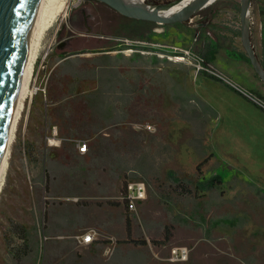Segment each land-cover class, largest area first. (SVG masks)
I'll list each match as a JSON object with an SVG mask.
<instances>
[{
	"label": "rangeland",
	"instance_id": "obj_1",
	"mask_svg": "<svg viewBox=\"0 0 264 264\" xmlns=\"http://www.w3.org/2000/svg\"><path fill=\"white\" fill-rule=\"evenodd\" d=\"M164 1L168 0H151V3ZM75 2L43 0L40 13L50 7L52 16L38 40L28 90L9 143L0 185V264H79L73 255H67L65 248L70 246L71 252H75L72 248L77 244L71 236L87 228L76 227L85 216L82 211L86 209H81L80 205L97 200L73 198L70 203L64 195L92 194L98 189L93 183L98 174L110 179L108 165L91 164L88 174L86 170L78 169L76 173L62 166L61 176L49 177L47 188L46 178L42 180L40 176L44 166L29 165L18 142L20 122L28 99L32 97L29 95L42 87L43 73L58 51L56 39L62 37L66 27L70 28L66 18ZM238 8V0H212L200 10L198 20L169 24L130 21L129 41L140 46L119 45L116 54L105 57L104 64L100 63L114 66L119 74L128 78L127 85L119 84L114 95L103 96L107 99L105 102L114 105L116 114L111 118L112 122L108 118V125H112L108 129L115 131L112 175L116 178V186L114 196L103 200L110 204V214L116 216L115 224L110 228L114 242L113 250L110 248V264H141L142 258L152 254L150 250L156 260L151 264H264V193L258 190L257 184L217 159L212 152L221 149L216 143V131L210 135L214 128L213 113L189 94L188 75L195 74L183 53L197 54L211 63L202 51L204 44H209L214 52L212 56L218 55L225 68L211 64L264 100V86L249 65L238 38ZM99 9L105 20L100 29L97 26L94 35H100L102 30L108 37L110 14L103 7ZM248 15L250 42L258 58L256 47L260 26L264 33V0H250ZM197 23L203 25L196 26ZM105 36L100 39L77 36L71 49L113 43L104 39ZM144 122L151 126L149 131L137 128ZM105 158L92 156L90 162H101ZM210 176L220 180L210 190H197L190 180ZM136 179L145 183V198L136 206V217H133L127 216L115 196L124 181ZM40 187L44 192L48 189L57 194L58 198L44 200L47 207L34 204L29 214H23L20 207L26 205L27 192ZM44 213L51 230L60 235L58 238H41L45 235L42 230ZM18 217L33 224L38 238L34 252L17 256L15 253L20 246L25 244L31 249L33 241L27 237L31 228L26 230L25 238L15 229L14 222ZM9 219L13 220L11 224ZM124 222L127 233L123 229ZM8 223L12 227V237L4 234ZM141 240L147 241L149 247H142ZM179 246L188 248L187 259L168 261L170 249ZM61 248L60 254L54 253Z\"/></svg>",
	"mask_w": 264,
	"mask_h": 264
},
{
	"label": "crops",
	"instance_id": "obj_2",
	"mask_svg": "<svg viewBox=\"0 0 264 264\" xmlns=\"http://www.w3.org/2000/svg\"><path fill=\"white\" fill-rule=\"evenodd\" d=\"M68 16L70 15H67L66 20L69 24ZM200 18L197 13L195 20ZM107 21L110 24V33L107 32L110 36L103 35L105 33L102 34V30L100 33L106 37L104 39H110L113 42L110 45L105 43V45L95 48L84 46L82 49H71L72 43L78 40L76 39L77 36L66 41L70 30L73 29L66 27L62 31V37L56 39L55 42L57 54L43 73L45 78L42 87L29 95L32 97L28 99L19 129L18 142L21 153L29 165L41 164L44 166L40 176L42 180L46 178L47 188L48 178H53L56 175L61 176L62 166L76 173L78 169L86 170L87 174L91 164L98 167L101 165L110 167V179L98 174L94 180L96 183L93 181L95 189L96 187L98 189L92 194L64 195L65 198H69L70 203L73 202V198H83L84 200L91 197L97 200L95 203L80 205L81 209H86L82 211L85 216L82 223L76 226L94 228L96 236L89 243L79 244L72 248L76 249L75 252H73L74 250L71 252L70 246L65 248L67 255H73L79 264H110V244L106 237L110 236V228H113L116 220V216L110 214V204L103 201L114 196L116 186V178L114 179L112 175L115 169V131L108 129V126H112L108 125V118L112 122L116 114L114 105L105 102L107 99H104L103 96L114 95L116 91L118 92L117 86L119 84L120 86L127 85L128 78L126 79L124 74H119L114 66L100 65V63L104 64L107 58L116 54L118 39L131 38V26L129 33L124 35L118 30V26L126 25L127 21H123L115 14H110V19ZM130 21L138 24L148 22L133 19ZM199 25L203 24H196V26ZM139 31H141L140 28ZM101 34L99 35L100 38L103 37ZM251 47L253 49L252 45ZM257 47L258 58L255 56L261 67L264 68V33L261 26L258 32ZM202 51L217 68H225L218 55L212 56L214 52L209 44H204ZM93 59L98 60V62L93 61ZM102 59L103 61H99ZM187 81L189 94L202 102L213 113L214 128L211 129L210 135L216 131V143L221 149L217 152L213 149L212 152L217 156V159L257 184L260 188L258 190L264 193V112L206 74H189ZM75 140L84 142L83 152L76 151ZM92 156H98L100 159L106 158L104 161L91 163L90 158ZM228 158L235 160V162L232 161V163ZM74 162H78V164ZM45 173L46 176L43 175ZM190 180L192 183L200 181L193 178ZM26 197V205L20 207L23 214H29V211L34 208V204H38L42 208L45 205L44 200L58 198L57 194L48 192V189L44 192L41 187L28 191ZM143 200L138 202L137 206L141 205ZM9 222L11 224L13 220ZM119 222L122 226L121 218H119ZM30 223L24 217H18L14 222L15 229L24 238L26 230L31 228V233H27V237L33 239L32 248L29 249L25 244L20 246L15 253L17 256L21 253L34 252L38 235L37 230ZM42 223L44 225L42 230L45 235H42L41 238L45 236L58 238L60 236L56 231L51 230V225L46 221L45 213ZM11 228L8 223L4 231L7 237H12ZM123 229L127 233L125 222ZM140 245L149 247L145 240H141ZM117 246L118 244L115 249ZM113 248L114 246L111 249L113 250ZM150 251L154 254L152 250ZM56 252L60 254L62 248L54 251V253ZM152 254H149L148 258H142L140 263L151 264L156 262Z\"/></svg>",
	"mask_w": 264,
	"mask_h": 264
},
{
	"label": "water",
	"instance_id": "obj_3",
	"mask_svg": "<svg viewBox=\"0 0 264 264\" xmlns=\"http://www.w3.org/2000/svg\"><path fill=\"white\" fill-rule=\"evenodd\" d=\"M127 18L154 24L195 20L197 13L212 0H168L145 3L142 0H95ZM239 41L258 80L264 86V70L249 38L250 0H238ZM37 0H0V152L16 92L29 24ZM184 2V3H183ZM178 8H173L178 5Z\"/></svg>",
	"mask_w": 264,
	"mask_h": 264
},
{
	"label": "built area",
	"instance_id": "obj_4",
	"mask_svg": "<svg viewBox=\"0 0 264 264\" xmlns=\"http://www.w3.org/2000/svg\"><path fill=\"white\" fill-rule=\"evenodd\" d=\"M184 56L187 58V63L190 65L194 74H206L210 78L220 82L224 86L228 87L240 97L257 107L259 110L264 112V100L258 96L252 94L251 92L245 90L243 87L239 86L233 80H231L222 71L217 69L211 63L207 62L204 58L197 54H189L187 51H183ZM34 91V89H33ZM138 129L149 131L151 126L144 122L139 124ZM74 145L77 152H83L85 144L83 141L75 140ZM145 196V183L143 180H126L120 187L117 195L115 196V201L122 205L126 211L127 216L136 217L135 208L137 203L144 199ZM96 236V231L94 228L88 227L71 236L75 244H87ZM109 241L110 248L114 245L111 237H106ZM170 256L167 258L168 261H185L188 255V248L186 246L173 247L169 251Z\"/></svg>",
	"mask_w": 264,
	"mask_h": 264
},
{
	"label": "bare ground",
	"instance_id": "obj_5",
	"mask_svg": "<svg viewBox=\"0 0 264 264\" xmlns=\"http://www.w3.org/2000/svg\"><path fill=\"white\" fill-rule=\"evenodd\" d=\"M42 4H43V0H37L35 7H34V11L30 19L29 31H28V36L26 39L23 60H22V64H21V68L19 72L18 81H17L16 92L13 98L11 112L9 115L8 124L6 128L5 136H4V141H3L2 149L0 152V185H1V179H2V175H3L5 163H6L7 154H8L9 143L11 141L13 132L15 130V125L19 117V112L22 107V101L26 95V91L28 90V80L31 75V68H32V64L35 58V52H36V47L38 45V40L43 30L49 25L50 17L52 16L50 15L51 14L50 7H48L50 9L47 8L46 10L43 11V13H40ZM49 4L48 6L51 5ZM179 5L180 4L176 5L173 8H178ZM60 6L61 4L58 6V8H60ZM173 58L177 60H181V58L179 57L178 58L173 57Z\"/></svg>",
	"mask_w": 264,
	"mask_h": 264
},
{
	"label": "flooded vegetation",
	"instance_id": "obj_6",
	"mask_svg": "<svg viewBox=\"0 0 264 264\" xmlns=\"http://www.w3.org/2000/svg\"><path fill=\"white\" fill-rule=\"evenodd\" d=\"M144 1V0H143ZM99 7H103L106 10H108L109 14H115L119 18H122L123 21H127L126 25H120L118 26V30L120 32H123L124 35H127L130 31V20L131 18H127L125 16L120 15L113 9L109 8L105 4L95 1V0H76L75 4L73 5V8L69 10L70 16H68V21L70 24V27H72L73 30H70V34L66 37V41L71 40L75 38V36H90L95 38H100L99 35H94V32L98 28L100 29L102 25V12L100 11ZM198 17H201V12H198ZM135 20V19H133ZM130 39H118L117 46L124 45V46H131L137 44H131ZM120 42V43H119ZM140 46V45H139ZM138 46V47H139ZM129 48V47H125ZM119 51V50H118Z\"/></svg>",
	"mask_w": 264,
	"mask_h": 264
},
{
	"label": "trees",
	"instance_id": "obj_7",
	"mask_svg": "<svg viewBox=\"0 0 264 264\" xmlns=\"http://www.w3.org/2000/svg\"><path fill=\"white\" fill-rule=\"evenodd\" d=\"M144 2L146 3H151V0H144ZM204 57H206V55L204 54ZM264 69V68H263ZM199 163L196 164V168H198ZM218 178L216 176H210L209 178L205 179V180H200V181H194L193 183V187H197V188H201V189H210L212 188L217 182H218ZM43 189H45L44 185H43Z\"/></svg>",
	"mask_w": 264,
	"mask_h": 264
}]
</instances>
